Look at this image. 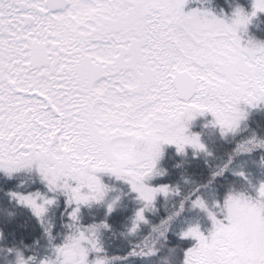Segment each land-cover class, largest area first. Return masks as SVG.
<instances>
[{
    "label": "snow or ice",
    "instance_id": "1",
    "mask_svg": "<svg viewBox=\"0 0 264 264\" xmlns=\"http://www.w3.org/2000/svg\"><path fill=\"white\" fill-rule=\"evenodd\" d=\"M264 0H0V264H264Z\"/></svg>",
    "mask_w": 264,
    "mask_h": 264
},
{
    "label": "trees",
    "instance_id": "2",
    "mask_svg": "<svg viewBox=\"0 0 264 264\" xmlns=\"http://www.w3.org/2000/svg\"><path fill=\"white\" fill-rule=\"evenodd\" d=\"M218 2L222 3L223 0H218ZM252 35H254L257 39L264 40V23H261L259 28H252L251 30ZM254 119L256 120H262L264 117H261L259 115L255 116Z\"/></svg>",
    "mask_w": 264,
    "mask_h": 264
}]
</instances>
